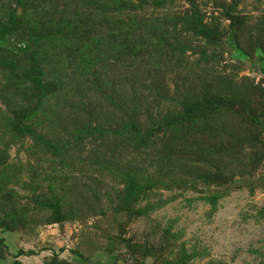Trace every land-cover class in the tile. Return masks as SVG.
Wrapping results in <instances>:
<instances>
[{
  "label": "rangeland",
  "instance_id": "1",
  "mask_svg": "<svg viewBox=\"0 0 264 264\" xmlns=\"http://www.w3.org/2000/svg\"><path fill=\"white\" fill-rule=\"evenodd\" d=\"M0 264H264V0H0Z\"/></svg>",
  "mask_w": 264,
  "mask_h": 264
}]
</instances>
